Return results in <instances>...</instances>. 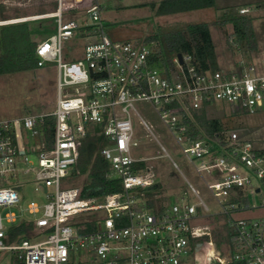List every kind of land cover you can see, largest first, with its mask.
Instances as JSON below:
<instances>
[{
    "label": "built area",
    "instance_id": "built-area-1",
    "mask_svg": "<svg viewBox=\"0 0 264 264\" xmlns=\"http://www.w3.org/2000/svg\"><path fill=\"white\" fill-rule=\"evenodd\" d=\"M101 8L100 0H56L52 13L0 23L53 19L55 31L36 45L35 56L38 67L53 63L57 73L53 112L15 119L0 116V264H71L72 257L81 253L85 264H183L185 258L195 264H264V140L252 141L235 131L226 134L224 145L206 136L192 140L182 123L193 120L192 111L217 102L248 114L263 108L264 57L257 67L241 62L226 71L203 72L188 55H182L181 64L174 56L171 66L159 67L149 45L113 41L106 35ZM77 16L88 21L79 24ZM80 29L85 30L80 40L90 42L80 58L65 62L64 42L77 39ZM143 102L154 108L185 160L192 165L200 161L195 173L216 179L205 185L217 199L227 231L219 248L214 238L218 226L188 181V191L170 207L149 209L147 199L140 198L155 182L133 171L147 159L134 156L140 143L132 118L158 143L135 108ZM48 117L54 118L50 144L40 139ZM26 133L35 139L30 152L37 156V167H27L23 173L34 174L35 190L45 201L31 202L27 211L32 219L13 227L21 215L3 217L2 211L18 204L21 185L8 183L17 178L18 162L32 165ZM90 134L102 138L100 156L119 187L101 197L82 198L80 189L64 190L60 182L75 166L79 141ZM245 191L258 196L260 203L250 207ZM190 195L196 204L187 202ZM247 211L259 216L238 217ZM28 223L33 229L14 238V229ZM38 237L43 239L29 240Z\"/></svg>",
    "mask_w": 264,
    "mask_h": 264
},
{
    "label": "rangeland",
    "instance_id": "rangeland-1",
    "mask_svg": "<svg viewBox=\"0 0 264 264\" xmlns=\"http://www.w3.org/2000/svg\"><path fill=\"white\" fill-rule=\"evenodd\" d=\"M158 1L102 0L101 15L106 35L113 41L142 43L144 38L151 35L159 27L172 28L173 26L190 23H207L216 48L220 69L224 71L235 69L241 62L245 65L252 64L256 67L261 64L264 57V0H215L217 9L214 7L212 9L168 16H157L155 11L151 9L150 4H156ZM52 2H56V0H0V10L2 12L0 23L41 15L39 12L42 6L48 5L50 7ZM225 5H229V9L228 11H225V9L222 12L221 7ZM243 6L250 8L248 14L253 19L252 25L257 42V49L254 51H248L244 47L239 50L231 49L227 43V36L232 32L231 27L228 26L226 29H220L211 24L224 13H238V9ZM76 20L81 24V21H88V17L77 16ZM26 24L29 36L35 43L45 40L55 31L53 19L28 22ZM4 26L9 25L0 24V30ZM88 42L90 41L76 38L64 42V61L73 62L76 58H80L82 48ZM56 79L57 73L53 63H45L42 68L34 70L0 75V116L5 119H15L27 115H40L53 112L56 102ZM214 107L216 114H219V111H224L225 116L223 121L227 122L226 124L239 136L249 138L252 141L264 140V107L258 109L253 114H245L241 111L237 112L231 106L221 102H217ZM135 108L140 117L152 127V134L164 149V151L161 150L158 143L142 131L141 126L138 124V119L133 117L132 125L135 129L136 138L140 143L137 149L138 153H134V156L147 159L145 162L146 170L143 174L153 178L154 182L159 183L161 186L159 193L154 197L155 205L157 207H170L172 204L179 202L183 191H188L186 184V181H188L198 191L201 200L208 207V214L211 216V219L218 224L216 240L219 239L224 242L227 231L224 229L223 219L219 215L220 206L217 199L207 190L205 185V183L212 184L216 179L205 172H202L201 176L195 173L194 166L198 167L200 161L194 160L192 165L185 160L180 146L162 124L152 106L143 102L136 103ZM24 142L32 165L22 166L18 162L19 171L17 178L13 181L11 179L8 180V183L21 185V190L18 194V204L16 207L2 211L3 217L9 213L17 216L21 215L16 223L12 225L13 227L20 223L21 220L32 219V216L27 211V207L31 202L42 204L45 201L44 196L35 190L37 186L34 182V174L23 173L27 167L33 166V169L37 167V156L30 152L35 146V139L29 133H26L24 134ZM182 147L184 148L183 145ZM165 153L168 157L165 156ZM172 163L176 165V168L172 166ZM240 173L244 175L243 172ZM86 182V175L78 178H72L67 175L66 178L61 180L60 185L64 190L73 188L81 190ZM255 186L256 183L254 182L253 187ZM245 195L247 204L250 207H255L260 203L258 196L251 194L249 191H245ZM187 202L196 204L198 201L193 195H190ZM258 216L259 213L255 211H247L238 217L253 219ZM5 226L10 225L5 224ZM42 239L43 237H38L34 240H29L37 242ZM72 258L71 264H85L83 260L86 258H84L83 253ZM11 260L13 263L15 262L14 259L11 258ZM182 263L195 264V261L192 258H185Z\"/></svg>",
    "mask_w": 264,
    "mask_h": 264
},
{
    "label": "trees",
    "instance_id": "trees-1",
    "mask_svg": "<svg viewBox=\"0 0 264 264\" xmlns=\"http://www.w3.org/2000/svg\"><path fill=\"white\" fill-rule=\"evenodd\" d=\"M150 7L157 16H168L214 8L215 0H163L157 6L155 3H151ZM55 9L56 2H52L50 7L48 5L42 6L39 14L53 12ZM1 13L0 10V15ZM252 21L253 19L249 14L224 13L211 24L220 29L231 27L232 32L227 36V43L231 49L239 50L244 47L248 51H254L257 49V42ZM84 31L83 29L77 31V39L84 37ZM142 43L152 48L153 61L159 67L171 66L172 58L180 54L190 56L193 64L203 72L220 70L216 48L207 23H190L172 28L159 27L151 35L144 38ZM37 44L31 40L26 23L2 27L0 30V75L40 68L37 66L38 60L35 56ZM214 108V106L204 107L192 111V121L183 119L182 123L187 126V135L192 140L206 136L221 145L226 143V134L233 129L226 124L227 122L223 121L224 111H219L220 113L217 112L219 114H216ZM236 111L240 112L238 109ZM213 112L214 114H212ZM241 112L248 114L246 111ZM53 129L54 118H46L42 130L43 135L40 136V139L46 140L50 144ZM103 145V140L98 135L90 134L79 141L77 160L69 176L78 178L86 175L87 182L80 192L82 198L101 197L118 190L119 181L109 177L111 172L108 164L100 156L99 150ZM145 170V162H140L133 167L135 173L142 174ZM160 188L159 183H154L143 190L140 198L147 199V208H163L162 206L157 207L154 201V197L159 193ZM32 229L33 224H22L14 229L13 237H22ZM217 233L218 229L214 232V238ZM221 242L215 238L217 248L220 247Z\"/></svg>",
    "mask_w": 264,
    "mask_h": 264
},
{
    "label": "crops",
    "instance_id": "crops-1",
    "mask_svg": "<svg viewBox=\"0 0 264 264\" xmlns=\"http://www.w3.org/2000/svg\"><path fill=\"white\" fill-rule=\"evenodd\" d=\"M161 1H163V0H159L158 1V3H156V6L161 2ZM100 2H102V0H100ZM102 4V3H101ZM217 4H216V2H215V8L217 9ZM229 5H225L224 7H221V9H222V12H224V10L225 11H228V9H229V7H228ZM226 7V8H225ZM244 8H249V7H245V6H243V7H240L239 9H238V13H239V10H241V9H244ZM212 9V8H211ZM250 9V8H249ZM101 13H102V8H101ZM34 16H36V15H34ZM102 16V15H101ZM103 20V19H102ZM40 21H42V20H40ZM35 22V21H34ZM21 23H28V21H24V22H21ZM17 24V23H16ZM138 153V152H137Z\"/></svg>",
    "mask_w": 264,
    "mask_h": 264
},
{
    "label": "water",
    "instance_id": "water-1",
    "mask_svg": "<svg viewBox=\"0 0 264 264\" xmlns=\"http://www.w3.org/2000/svg\"><path fill=\"white\" fill-rule=\"evenodd\" d=\"M177 59H178L179 63L181 64L182 63V55L178 54Z\"/></svg>",
    "mask_w": 264,
    "mask_h": 264
}]
</instances>
